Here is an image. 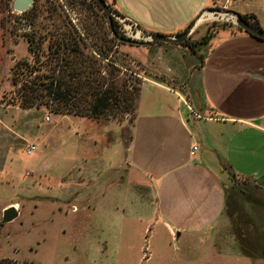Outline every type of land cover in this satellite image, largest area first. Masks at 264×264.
I'll return each instance as SVG.
<instances>
[{"label":"rangeland","instance_id":"rangeland-1","mask_svg":"<svg viewBox=\"0 0 264 264\" xmlns=\"http://www.w3.org/2000/svg\"><path fill=\"white\" fill-rule=\"evenodd\" d=\"M11 3L12 0H0V264H264L263 185L240 180L238 187L228 190L230 204L224 211L223 225L210 233L212 238L209 239H214L211 243L202 233L170 234L157 220L158 215L156 219L154 214L149 216V205L155 213L158 211L153 178L140 183L130 173L127 207L124 195L120 193L125 185L117 173L106 172L99 176L96 187L102 193L97 196L88 193L92 184L87 183L84 174L89 172L90 163L95 162L96 147L92 141L95 134H101V125L94 127V119L83 120L72 114L67 116L74 118L57 122V115H61L53 114L49 108H19L12 78L23 77L22 62L30 66L34 63L46 65L43 54L35 62L28 50L27 36L31 28L24 26L34 20L36 12L35 21H41L47 29H50V23L68 19L89 45L101 44L96 32V26L104 24L101 12L96 7L89 8L87 1L81 6L69 0H38L28 9L34 7V13L20 14L12 11ZM205 8L252 14L264 31V0H210ZM203 23L235 27L227 15L211 12L203 17ZM209 29V34L213 33L211 26L198 28L191 39L198 38L199 41ZM219 32L210 35L208 43L198 44L196 53L208 48ZM45 45L46 42L42 44V52ZM155 45L149 48L147 45L115 44L113 48L130 60L119 62L114 57L108 58L119 71L115 75L108 73L105 60L95 62L94 68L100 70L107 82L128 79V72L141 80L144 75L141 64L170 79L175 74L177 60L167 53L155 51L161 44ZM193 59L198 61L195 56ZM45 69L41 68L42 71ZM190 74V69L181 73L183 83ZM148 79L139 88L136 117L140 119L170 111L166 106L168 99L182 96L183 84L180 82H170L173 94L151 83L168 85V82L152 76ZM178 110L185 112L182 103ZM120 118L123 120L118 122ZM105 120L122 122L117 133L126 142L131 128L130 115ZM59 142L64 151L71 145L76 147L66 158L80 161L84 184L74 183L65 190L68 179L72 181L78 173L76 167L67 169L64 162L62 171L46 170L43 160L47 155H57L54 150ZM29 145L34 146L30 154L27 153ZM97 149L105 153L101 144ZM83 160L87 162L83 163ZM97 162L103 165L105 161ZM65 171L70 172L60 181L59 174H65ZM120 175L124 179V173L120 172ZM116 176L118 181H115ZM109 180L113 182L108 187ZM58 188L61 199L48 198L56 194ZM73 191H79V195L71 194ZM11 203L18 215L8 223H1L2 211Z\"/></svg>","mask_w":264,"mask_h":264},{"label":"crops","instance_id":"crops-1","mask_svg":"<svg viewBox=\"0 0 264 264\" xmlns=\"http://www.w3.org/2000/svg\"><path fill=\"white\" fill-rule=\"evenodd\" d=\"M209 1L112 0V3L122 17L135 23L145 35L175 36L188 27ZM203 16L190 28L188 41L199 44L202 36L199 41L191 37L200 27L214 28L211 36L220 32L199 54L196 53L198 46L191 52L180 44L147 45L152 48L161 44L154 50L175 57V74L170 79L147 70L138 61L144 72L141 83L150 76L159 78L168 85L151 83L174 94L170 82H180L182 96L168 99L166 106L170 111L164 114H149L140 119L136 117V106L126 142L117 133L122 122L94 119V127L101 125L102 130L101 134L93 136L95 162L90 163V170L84 175L87 183L92 184L88 193L97 196L102 193L96 187L99 176L106 172L117 173L125 185L120 193L124 195L126 207L130 173L140 183L153 178L158 211L155 213L149 205V216L154 214L156 219L158 215L157 220L170 234L202 233L207 242H212L210 233L223 225L228 190L238 187L242 178L264 186V41L229 24L222 28L216 23L204 24ZM186 69H190L191 74L183 83L181 73ZM181 103L185 112L178 110ZM57 117V122L74 118ZM75 118L92 121L86 117ZM110 132L116 134L108 135ZM99 144L104 146L105 153L97 149ZM192 146H196V150L190 154ZM63 147L59 142L54 150L57 155H47L43 163L47 171L64 170L63 162L68 165L67 169L76 167L78 175L72 181L68 179L66 190L71 184H84L85 179L80 161L66 158L76 147L71 145L65 151ZM100 160L105 161L103 165L97 162ZM69 172L59 174V180H65ZM120 172L124 173V179ZM233 175L238 180L234 181ZM117 176L115 181H118ZM112 182L109 180L107 186ZM61 194L58 188L57 193L48 198L59 200ZM71 194L79 195V191ZM9 205L15 208L12 203Z\"/></svg>","mask_w":264,"mask_h":264},{"label":"trees","instance_id":"trees-1","mask_svg":"<svg viewBox=\"0 0 264 264\" xmlns=\"http://www.w3.org/2000/svg\"><path fill=\"white\" fill-rule=\"evenodd\" d=\"M85 1L88 2L89 8L96 7L101 12L104 24L96 26L101 44H87L68 19L63 18L58 22L50 23V29H47L44 23L35 21L36 12L34 20L28 21L29 28H31L27 36L28 50L34 56L35 62H38V58L43 54L46 65L37 66L34 63L35 65L30 66L23 62L20 64L25 69V72H21L23 77L19 80L12 78L15 86V101L21 109L44 107L49 108L53 114H72L96 120L115 118L117 115L121 117L130 115L131 123L135 116L141 80L128 72V79L123 78L119 81L110 79L107 82L100 70L94 68L95 62L105 60L108 73L115 75L118 69L108 58L114 57L119 62L130 60V58L113 48L115 44L123 43L111 35L107 19L94 0H69L81 6ZM104 2L108 5L112 15L122 17L113 8L112 0H104ZM34 11L35 8L32 7L21 14L34 13ZM241 17L247 23L259 27L252 14L241 15ZM111 18L114 30L117 32V21L114 17ZM224 25L226 24L219 25V28ZM235 29L259 39L236 26ZM209 33L210 29L198 43L206 42L211 35ZM44 42L46 45L42 52L40 49ZM179 44L186 46L191 52H195L197 46V42H190L188 39ZM32 46L34 48H31ZM134 64L139 67L137 63ZM43 67L46 68L45 71L41 70ZM140 67L143 70V67ZM122 120L120 118L118 122ZM232 178L234 181L238 180L234 175ZM242 180L247 181L248 179L242 178ZM229 204L230 201L226 198V208Z\"/></svg>","mask_w":264,"mask_h":264},{"label":"water","instance_id":"water-1","mask_svg":"<svg viewBox=\"0 0 264 264\" xmlns=\"http://www.w3.org/2000/svg\"><path fill=\"white\" fill-rule=\"evenodd\" d=\"M95 3L98 5V7L101 9V11L104 13L107 22L108 27L110 30V33L113 37H115L118 41L125 43V44H133L138 46H145L149 45L151 43H168V44H179L186 40L187 35L190 31V28L193 26L195 22H197L205 13H213L225 16L231 18V22L236 27L240 28L243 31H246L250 33L251 35L261 39L264 41V31L261 30L259 27H255L249 23H247L244 19H242L241 15L234 13L232 11L226 10V9H216L211 10L209 8L203 9L196 17L193 19V21L188 25V27L180 34L175 36H166L161 34H150L146 35L145 39L142 40H135V39H129L121 37L117 34V32L114 30V27L112 25V18L113 15L108 7V5L104 2V0H94ZM34 0H12L11 3V9L12 11H15L17 13H23L27 11L33 4ZM25 29L29 28V23H27L24 26ZM18 213L16 209L13 206H9L2 211V218L1 223H8L12 220H14L17 217Z\"/></svg>","mask_w":264,"mask_h":264},{"label":"built area","instance_id":"built-area-1","mask_svg":"<svg viewBox=\"0 0 264 264\" xmlns=\"http://www.w3.org/2000/svg\"><path fill=\"white\" fill-rule=\"evenodd\" d=\"M114 19L117 21V34L124 38L142 40L146 38V35L137 27L135 23L128 20L125 17L113 15ZM48 120V117H45ZM34 150L33 145H29L27 153L30 154ZM196 150V146H192L190 154Z\"/></svg>","mask_w":264,"mask_h":264},{"label":"bare ground","instance_id":"bare-ground-1","mask_svg":"<svg viewBox=\"0 0 264 264\" xmlns=\"http://www.w3.org/2000/svg\"><path fill=\"white\" fill-rule=\"evenodd\" d=\"M208 13H206V14H204V16L203 17H205V15H207Z\"/></svg>","mask_w":264,"mask_h":264},{"label":"flooded vegetation","instance_id":"flooded-vegetation-1","mask_svg":"<svg viewBox=\"0 0 264 264\" xmlns=\"http://www.w3.org/2000/svg\"><path fill=\"white\" fill-rule=\"evenodd\" d=\"M32 60H34V59L32 58Z\"/></svg>","mask_w":264,"mask_h":264}]
</instances>
